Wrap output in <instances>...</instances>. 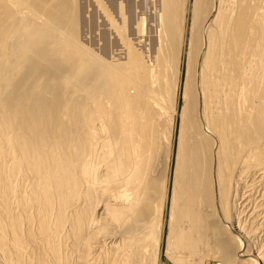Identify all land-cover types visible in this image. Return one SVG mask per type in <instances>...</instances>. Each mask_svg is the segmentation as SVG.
Masks as SVG:
<instances>
[{"label":"bare ground","instance_id":"bare-ground-1","mask_svg":"<svg viewBox=\"0 0 264 264\" xmlns=\"http://www.w3.org/2000/svg\"><path fill=\"white\" fill-rule=\"evenodd\" d=\"M160 2L151 63L80 42L78 0H0V264H264V0Z\"/></svg>","mask_w":264,"mask_h":264},{"label":"rangeland","instance_id":"rangeland-1","mask_svg":"<svg viewBox=\"0 0 264 264\" xmlns=\"http://www.w3.org/2000/svg\"><path fill=\"white\" fill-rule=\"evenodd\" d=\"M193 1L194 0H190L191 5ZM160 9H161L160 0H78V16L80 23L78 38L80 42H83L92 51L96 52L97 54H100L105 59L109 61H115V60L122 61L124 60L123 57H124L126 45L124 43V40L122 39V36L117 26L124 25L126 37L137 48L142 50L145 53L147 59L149 61L151 60L152 63L156 56L155 54H157L156 52L158 51L159 48L158 31L160 28L159 27V22H160L159 16L161 12ZM190 9L187 15L188 26L191 25V20H192V13ZM188 26H187V30H188ZM186 35L188 36V31ZM184 49L185 50L183 55L182 77L185 80L188 71L187 56H186V50L188 48H184ZM65 78L66 77H61V79H59V77L56 76V78L52 77L49 78V80L58 81V82L61 81L62 83L61 82L60 83L65 85L67 83L64 80ZM65 87L67 86L65 85ZM177 119H178L177 120L178 123L180 121V118L178 117ZM175 165L176 164L174 160L172 172H171L172 187H173L172 178L174 177ZM257 184L260 186H257ZM257 184L256 187L252 191H250V192H253L254 190L256 191L253 192L254 195L251 193V195L253 196V197L251 196V198H254L252 199L253 201L248 200L251 198H247L244 201V204L248 203L244 205L243 207L244 211L242 213L243 221L246 220L244 221L245 223L244 227L247 228V230L248 228L253 227L254 225L264 220V216H262L263 214H261V212L264 210L263 209L264 185L261 183H257ZM256 193L258 195V198L256 197L257 196ZM257 201H259V203ZM257 214L260 215L257 216ZM165 216L167 219V220L165 219L166 222L169 221L170 204L168 205V203L165 209ZM255 218L258 220L255 222L256 224L251 221L254 220ZM258 218L259 219L261 218L260 221ZM256 227H258V225H256ZM256 232L252 233V235L254 234L253 236L250 235L253 241H258L255 235L260 236L262 234L260 233V230H258L260 234L259 233L256 234ZM220 259L222 260V264H228L223 260V256H221ZM164 261L169 262L166 257H164ZM215 263L216 261L212 260V258L210 261L207 262V264H215Z\"/></svg>","mask_w":264,"mask_h":264}]
</instances>
